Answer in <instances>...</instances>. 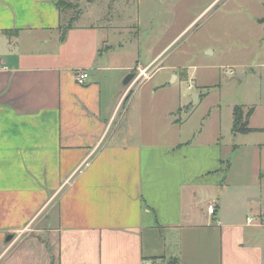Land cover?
<instances>
[{"label": "crops", "instance_id": "crops-1", "mask_svg": "<svg viewBox=\"0 0 264 264\" xmlns=\"http://www.w3.org/2000/svg\"><path fill=\"white\" fill-rule=\"evenodd\" d=\"M63 5L0 0V264H264V61L234 107L250 132H234L233 109L243 141L225 156L220 113L183 140L181 72L146 95L152 74L122 101L125 79L168 46L143 66L137 31L65 24ZM159 98V119H147ZM230 157L243 169L233 180L232 163L221 173Z\"/></svg>", "mask_w": 264, "mask_h": 264}, {"label": "rangeland", "instance_id": "rangeland-1", "mask_svg": "<svg viewBox=\"0 0 264 264\" xmlns=\"http://www.w3.org/2000/svg\"><path fill=\"white\" fill-rule=\"evenodd\" d=\"M61 1L65 24H71L73 18L85 23L101 18L100 26L110 22L137 31L139 35L134 38L133 47H138L139 62L143 66L153 58L146 57L148 53L156 54L168 46L153 64L151 71L160 68L153 73V80L144 88V93L148 95L155 83L170 82L173 76L168 81L169 75L181 72L185 79H178L173 87L187 104L181 107L179 124L181 127L185 123L181 127L184 141H193L203 119L214 113L221 115V145L225 156L230 145L243 141L241 136L233 138L230 120L234 107L244 104V96L256 88L252 77L255 73L249 68L264 61V32L258 23L264 16V0H101L86 7L82 0L69 8L65 0ZM120 39L125 43L126 34H121ZM166 66H175V70L163 68ZM244 73L246 80H239L238 76ZM143 86L134 88L135 96ZM200 93L205 96L191 105L192 96ZM162 105L163 100L159 98L147 119L158 120ZM189 106H193L190 112ZM239 111L243 113L242 109ZM156 128L164 129L161 121H157ZM214 129L208 128V131ZM230 163L233 180L243 174V169L232 157L227 158L221 170L223 176Z\"/></svg>", "mask_w": 264, "mask_h": 264}, {"label": "built area", "instance_id": "built-area-1", "mask_svg": "<svg viewBox=\"0 0 264 264\" xmlns=\"http://www.w3.org/2000/svg\"><path fill=\"white\" fill-rule=\"evenodd\" d=\"M152 66L153 65H148L145 67L138 66L134 69L133 78L128 85V90L126 91V93L122 97V101L130 93L131 89L140 88L146 81L149 80L150 76L156 70V69H154L153 71H151ZM87 79H88L87 73H85L83 71H79L78 73H76L75 80H76V83H78L79 85H83ZM190 88H191V86L188 87V89H190ZM208 213L210 215L214 214L213 207H211V206L209 207ZM250 221H251V219L248 220V222H250ZM262 221L264 222V216H263ZM23 233L24 232H20L19 235H21Z\"/></svg>", "mask_w": 264, "mask_h": 264}, {"label": "trees", "instance_id": "trees-1", "mask_svg": "<svg viewBox=\"0 0 264 264\" xmlns=\"http://www.w3.org/2000/svg\"><path fill=\"white\" fill-rule=\"evenodd\" d=\"M61 37L63 39L64 34H62ZM239 110L240 109L237 107L234 109V126H233L234 132L235 133H248L250 132V130L247 128V121H243L242 113ZM251 113H252V110H250L247 113L246 120L251 115Z\"/></svg>", "mask_w": 264, "mask_h": 264}, {"label": "water", "instance_id": "water-1", "mask_svg": "<svg viewBox=\"0 0 264 264\" xmlns=\"http://www.w3.org/2000/svg\"><path fill=\"white\" fill-rule=\"evenodd\" d=\"M258 23H259L261 26H263V32H264V17H262V18L258 21ZM132 78H133V75L128 76V77L125 79L124 84H128V83H130V81L132 80ZM197 101H198V95H197V94H194V95L192 96V104H191V105H195V104L197 103ZM190 109H191V106L187 107V110H190ZM11 239H12V236H8V237L6 238V242L10 241Z\"/></svg>", "mask_w": 264, "mask_h": 264}]
</instances>
